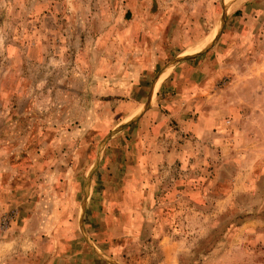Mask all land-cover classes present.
Returning <instances> with one entry per match:
<instances>
[{
	"label": "rangeland",
	"instance_id": "obj_1",
	"mask_svg": "<svg viewBox=\"0 0 264 264\" xmlns=\"http://www.w3.org/2000/svg\"><path fill=\"white\" fill-rule=\"evenodd\" d=\"M239 1L0 0V264H264Z\"/></svg>",
	"mask_w": 264,
	"mask_h": 264
},
{
	"label": "crops",
	"instance_id": "obj_2",
	"mask_svg": "<svg viewBox=\"0 0 264 264\" xmlns=\"http://www.w3.org/2000/svg\"><path fill=\"white\" fill-rule=\"evenodd\" d=\"M156 88V87H155ZM153 90H154V88H153ZM151 99H152V96L150 95V101H151ZM150 103V102H149ZM150 106H152V103H150Z\"/></svg>",
	"mask_w": 264,
	"mask_h": 264
},
{
	"label": "bare ground",
	"instance_id": "obj_3",
	"mask_svg": "<svg viewBox=\"0 0 264 264\" xmlns=\"http://www.w3.org/2000/svg\"><path fill=\"white\" fill-rule=\"evenodd\" d=\"M229 1H230V0H229ZM235 1L237 2V0H235ZM240 1H241V0H240ZM240 1H239V2H240ZM228 3H230V2H228ZM235 4H236V3H235ZM228 7H229V6H228Z\"/></svg>",
	"mask_w": 264,
	"mask_h": 264
}]
</instances>
